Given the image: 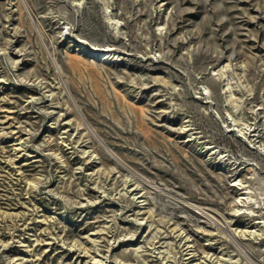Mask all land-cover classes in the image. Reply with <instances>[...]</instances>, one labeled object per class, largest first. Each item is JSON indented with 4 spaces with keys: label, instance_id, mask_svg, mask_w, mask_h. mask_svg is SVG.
<instances>
[{
    "label": "rangeland",
    "instance_id": "obj_1",
    "mask_svg": "<svg viewBox=\"0 0 264 264\" xmlns=\"http://www.w3.org/2000/svg\"><path fill=\"white\" fill-rule=\"evenodd\" d=\"M196 261L264 264V0H0V264Z\"/></svg>",
    "mask_w": 264,
    "mask_h": 264
},
{
    "label": "bare ground",
    "instance_id": "obj_2",
    "mask_svg": "<svg viewBox=\"0 0 264 264\" xmlns=\"http://www.w3.org/2000/svg\"><path fill=\"white\" fill-rule=\"evenodd\" d=\"M69 25L66 26L65 30H64V37L65 35H67L69 32ZM81 46H85V43L81 44ZM88 54L90 56H92V58L95 59H99L102 58L103 60H114L119 58V54L117 51H114L112 47H100V46H94V48L90 51H88ZM57 64V63H55ZM60 65V64H59ZM61 69V68H60ZM228 86H230V83L228 82ZM206 89L208 91V87L206 86ZM230 123L227 124L228 126L233 125L234 128L243 134H248L251 133V130L253 129V127L250 124H246L241 126L239 120L235 117H233L232 115H230ZM90 125V124H89ZM93 130V129H92ZM95 133V132H94ZM261 151H263V149H260ZM87 152L90 155V159L93 160L95 158L94 155H91V150H87ZM143 186H140L139 182L138 184L135 182L131 181H127L125 183V193L131 197V199L135 200V199H139L138 202L140 203L139 207L140 209H143L145 206L143 205L145 200L147 199L146 197V191H142ZM146 189V188H144ZM248 198H250V196H248ZM243 200V196L239 197V202H241ZM249 207H246V209ZM238 210H241L242 207L238 206L237 207ZM250 212H252V210H249ZM108 257V256H107ZM79 261H83L85 259V256L82 254H78ZM202 261V260H201ZM201 261H196L193 264H203Z\"/></svg>",
    "mask_w": 264,
    "mask_h": 264
}]
</instances>
